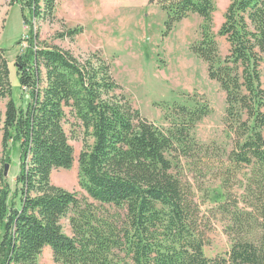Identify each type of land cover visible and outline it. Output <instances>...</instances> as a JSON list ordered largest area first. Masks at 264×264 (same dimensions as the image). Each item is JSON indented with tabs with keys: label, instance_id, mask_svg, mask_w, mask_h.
<instances>
[{
	"label": "trees",
	"instance_id": "obj_1",
	"mask_svg": "<svg viewBox=\"0 0 264 264\" xmlns=\"http://www.w3.org/2000/svg\"><path fill=\"white\" fill-rule=\"evenodd\" d=\"M57 2L11 0L29 27L55 17ZM159 4L166 32L190 14L203 18L192 49L226 93L233 148L195 138L208 103L193 97L191 105L173 104L169 126L157 125L134 107L103 56L80 60L42 45L30 27L16 62L20 103L0 48V100L7 99L0 115V264H40L46 247L56 264H264V0L230 1L218 30L230 45L225 56L212 32L214 0ZM68 125L83 131L80 184L98 204L52 183V172L75 160ZM15 147L21 165L12 189L1 165ZM217 221L231 247L209 257L208 232Z\"/></svg>",
	"mask_w": 264,
	"mask_h": 264
},
{
	"label": "rangeland",
	"instance_id": "obj_2",
	"mask_svg": "<svg viewBox=\"0 0 264 264\" xmlns=\"http://www.w3.org/2000/svg\"><path fill=\"white\" fill-rule=\"evenodd\" d=\"M230 1L214 0L212 32L221 56L227 55L230 49L227 39L218 35ZM165 21L166 14L159 0H58L55 17L36 20L30 27L42 45L68 50L80 60L95 53L103 56L111 63L116 81L134 107L157 125L169 126L170 120L165 117L173 104L191 105L194 98L208 103L209 114L197 123L194 136L202 144L216 143L229 152L233 144L224 121L226 93L217 81L209 78L206 62L192 49L201 40L203 18L190 14L174 24L170 32H166ZM30 27L24 23L19 4L0 0V48L5 49L14 97L19 103L21 89L16 62L28 46ZM72 29H78L77 34L61 35ZM6 102L7 99L0 100L1 118ZM67 129L75 160L70 169L54 170L52 183L98 204L80 184L78 157L84 147L83 131L78 126L71 130L68 125ZM220 153L225 156L227 152ZM8 164L6 176L15 189L21 165L17 147L12 150ZM63 223L69 232L68 220L63 219ZM208 235L211 241L205 247L207 256L216 257L229 251L231 242L221 221L213 225ZM39 263L56 264L49 247L43 249Z\"/></svg>",
	"mask_w": 264,
	"mask_h": 264
},
{
	"label": "water",
	"instance_id": "obj_3",
	"mask_svg": "<svg viewBox=\"0 0 264 264\" xmlns=\"http://www.w3.org/2000/svg\"><path fill=\"white\" fill-rule=\"evenodd\" d=\"M153 1V0H152ZM8 168H9V164L8 163H6L5 164V175H7L8 174Z\"/></svg>",
	"mask_w": 264,
	"mask_h": 264
}]
</instances>
